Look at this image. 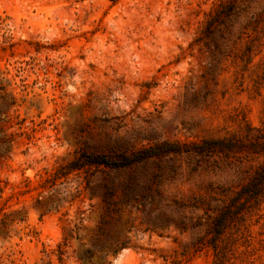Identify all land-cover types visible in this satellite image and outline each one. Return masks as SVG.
Listing matches in <instances>:
<instances>
[{
  "label": "rangeland",
  "instance_id": "obj_1",
  "mask_svg": "<svg viewBox=\"0 0 264 264\" xmlns=\"http://www.w3.org/2000/svg\"><path fill=\"white\" fill-rule=\"evenodd\" d=\"M262 169L264 0H0V264H264Z\"/></svg>",
  "mask_w": 264,
  "mask_h": 264
},
{
  "label": "trees",
  "instance_id": "obj_2",
  "mask_svg": "<svg viewBox=\"0 0 264 264\" xmlns=\"http://www.w3.org/2000/svg\"><path fill=\"white\" fill-rule=\"evenodd\" d=\"M229 12L231 13L232 10L229 9ZM173 145H164L162 146V149L170 150L168 148H172ZM194 146V145H193ZM201 147H203L206 151L208 150H216L218 148L228 149L231 147V144L226 141H205L202 143ZM112 150V149H111ZM200 151L201 149H196ZM152 150H144L141 152H133V153H126L123 151H120L118 155H116L113 158H108L106 156L97 155L94 153H89L87 149H83L79 152L78 158L75 159V161L71 164L70 170H79L83 167V163H81L82 157L87 156V163L91 166H95L97 168H109V169H119V168H126L131 166L134 162H138L140 160L141 156H148L149 152ZM179 152V151H175ZM202 152V151H201ZM204 153V152H203ZM152 154V153H151ZM119 174V173H115ZM106 179L103 182V187L105 189L103 198L106 200L111 196L114 180L111 176V173H106ZM264 180V169H262L257 176L247 185L245 188L248 189L252 186L257 187L258 183Z\"/></svg>",
  "mask_w": 264,
  "mask_h": 264
}]
</instances>
